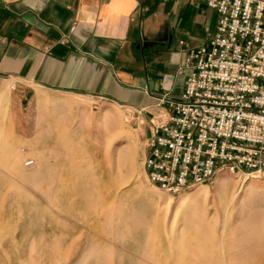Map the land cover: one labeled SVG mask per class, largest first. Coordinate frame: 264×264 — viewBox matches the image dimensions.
Returning a JSON list of instances; mask_svg holds the SVG:
<instances>
[{"label": "rangeland", "instance_id": "obj_1", "mask_svg": "<svg viewBox=\"0 0 264 264\" xmlns=\"http://www.w3.org/2000/svg\"><path fill=\"white\" fill-rule=\"evenodd\" d=\"M3 84L0 264H264V178L224 170L171 196L125 108Z\"/></svg>", "mask_w": 264, "mask_h": 264}, {"label": "crops", "instance_id": "obj_2", "mask_svg": "<svg viewBox=\"0 0 264 264\" xmlns=\"http://www.w3.org/2000/svg\"><path fill=\"white\" fill-rule=\"evenodd\" d=\"M181 1L0 0V81L113 102L145 146L156 103L178 97L185 55L217 22Z\"/></svg>", "mask_w": 264, "mask_h": 264}, {"label": "built area", "instance_id": "obj_3", "mask_svg": "<svg viewBox=\"0 0 264 264\" xmlns=\"http://www.w3.org/2000/svg\"><path fill=\"white\" fill-rule=\"evenodd\" d=\"M197 1L215 29L185 55L183 88L158 100L144 146L148 182L171 196L224 170L264 178V0Z\"/></svg>", "mask_w": 264, "mask_h": 264}, {"label": "bare ground", "instance_id": "obj_4", "mask_svg": "<svg viewBox=\"0 0 264 264\" xmlns=\"http://www.w3.org/2000/svg\"><path fill=\"white\" fill-rule=\"evenodd\" d=\"M5 93H7V90L1 92V93H0V97H3ZM198 196H199L198 194H194V195H192L191 197H181V198L178 200V203L181 204V203H183V202H186V201L189 200V199H194V198H196V197H198ZM206 196H207V193H204V194H203V198L206 199ZM158 202H159V200H158Z\"/></svg>", "mask_w": 264, "mask_h": 264}]
</instances>
